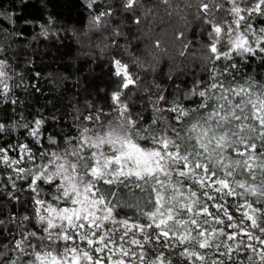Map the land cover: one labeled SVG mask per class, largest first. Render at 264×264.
<instances>
[{
    "label": "snow or ice",
    "instance_id": "6c2138e0",
    "mask_svg": "<svg viewBox=\"0 0 264 264\" xmlns=\"http://www.w3.org/2000/svg\"><path fill=\"white\" fill-rule=\"evenodd\" d=\"M19 3L40 8L37 36L65 30L55 11L44 19L52 0ZM85 3L89 29L107 28L110 0ZM119 6L147 43L133 50L114 26L100 49L116 50L112 89L59 115L24 114L16 90L40 93L41 73L15 68L24 33L0 28V264H264V74L251 68L264 69V0ZM165 17L187 65L155 34Z\"/></svg>",
    "mask_w": 264,
    "mask_h": 264
},
{
    "label": "trees",
    "instance_id": "16d2710c",
    "mask_svg": "<svg viewBox=\"0 0 264 264\" xmlns=\"http://www.w3.org/2000/svg\"><path fill=\"white\" fill-rule=\"evenodd\" d=\"M35 3L36 0H30V4L35 5ZM110 3L115 7L116 13L111 18L109 26L100 31H91L89 29L90 10L87 8L85 0H52L51 5L44 10V19H47L48 12L55 11L60 17V22L55 27L65 30L59 33V38L44 39L37 36L40 31L39 25L43 22L38 19L41 16L39 7H21L19 0H0L4 13L0 18V28L19 30L24 33L23 38L19 39L18 43H14L13 48L9 50L10 62L25 75L29 82H31L33 71L41 73L40 93L33 90H30L29 93L20 89L16 90V95L24 101L25 107L22 110L28 119L39 113L46 116L53 113L57 115L67 113L73 103H82L86 95L91 98L92 94L99 92L100 89H112L115 78L112 76L113 69L109 61L116 50L105 49L102 53L100 49L105 43H111V29L114 26L122 27V30L128 35V39L132 41L133 50H136L137 44L140 49L144 48L147 38L137 40L140 33L137 32L134 25L130 24V17L126 19L125 15L120 12L119 0H110ZM101 8V5L96 6L97 11ZM9 15L16 21L15 25L8 20ZM25 18L32 22L25 24ZM154 29L155 34H160L162 29L167 33L170 56L174 57L176 62L183 59L187 65V59L177 55V47L171 42L173 24L169 23L165 17L163 23L158 22L154 25ZM195 36L194 26L193 30L189 32V37L194 38ZM201 36L206 39L203 34ZM120 43H125L123 37L120 38ZM30 59L34 63L29 66L27 61ZM172 63L173 60L168 57L161 61L157 79L162 83H168L163 74L168 71V67ZM251 68L254 74L257 71L264 74V69H258L255 63L251 65ZM61 77L65 79H61ZM183 79L185 83H188L192 77L188 76ZM100 98L106 99L105 94L102 93ZM9 116H11V112L0 111V117L7 118ZM62 122L64 121L62 120ZM49 130L58 129H52L49 125ZM7 142H9L7 139L0 141V143ZM15 210L16 207L13 205L12 211ZM4 211L5 209H0V214Z\"/></svg>",
    "mask_w": 264,
    "mask_h": 264
}]
</instances>
